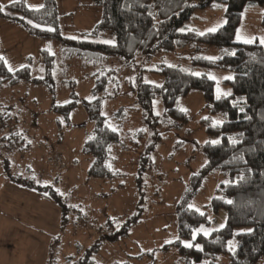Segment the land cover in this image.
Here are the masks:
<instances>
[{
  "label": "rangeland",
  "instance_id": "rangeland-1",
  "mask_svg": "<svg viewBox=\"0 0 264 264\" xmlns=\"http://www.w3.org/2000/svg\"><path fill=\"white\" fill-rule=\"evenodd\" d=\"M19 1L0 0V6L5 10ZM55 1L63 38L87 39L86 34L102 19V9L90 1ZM46 2L25 0L30 9H40ZM225 11L226 6L220 2L197 9L182 31L206 34L211 28L218 30L225 24ZM238 32L252 42L237 41L235 37V43L264 45V5L246 7ZM92 40L115 43L110 31L100 32ZM43 51L54 56L52 91L34 82L46 78ZM0 56L11 72L26 66L32 72L30 82L0 90V264H48L50 259L63 264L68 259L78 260L99 239L102 245L93 257L96 264H153L154 259L156 264H183L176 248L167 252L160 249L179 240L176 207L191 176L199 174L207 162L202 146L214 139L207 135L201 121L209 112L201 91H192L177 102L176 108L188 113V121L184 122L167 115L161 98L154 100L149 113L133 90L140 83L162 86L165 78L155 71L166 65L180 66L193 75L199 73L196 76H214L211 80L216 83V99L218 87L232 95L224 78L234 79L233 72L198 67L191 62L195 57L217 60L223 56L222 50L211 46L179 49L126 64L119 58L96 51L80 52L59 40L31 35L0 17ZM97 73H112L116 78V84L103 94L102 114L109 128L121 136L112 147L109 162L115 176L106 180L89 177L93 157L83 153L95 129L85 104L97 97L93 78ZM75 97L78 107L68 118L54 110V106L66 105ZM212 120L221 124L224 117L218 114ZM141 132L143 138H139ZM152 146L154 150L147 157ZM25 181L54 187L65 209L24 186ZM226 182L227 178L219 173L209 175L190 200L191 209L209 213L211 220L196 230L195 237L203 234L199 231L202 228L210 235L225 226L226 212L214 214L209 205L219 186ZM137 213L140 221L126 238L105 240L122 230ZM250 230L238 229L235 234ZM184 243L193 245L192 240ZM230 244L235 249L238 240L233 238ZM218 264L229 261L222 256ZM258 264H264V258Z\"/></svg>",
  "mask_w": 264,
  "mask_h": 264
},
{
  "label": "trees",
  "instance_id": "trees-1",
  "mask_svg": "<svg viewBox=\"0 0 264 264\" xmlns=\"http://www.w3.org/2000/svg\"><path fill=\"white\" fill-rule=\"evenodd\" d=\"M102 9V19L88 34L87 39L73 40L61 35L60 19L55 0H47L44 7L30 9L25 0L8 5L0 17L24 28L29 34L47 39L59 40L64 46L80 52L96 51L108 57L119 58L126 64H134L139 59L148 60L158 53H173L179 49L216 47L223 56L217 60L204 57L191 59L194 66L215 68L234 73L233 80L225 81L233 94L215 98V81L207 76H196L180 66H166L155 72L162 74V86L140 83L137 90L139 104L149 113L155 99L161 98L166 113L174 119L188 121V113L176 108L177 102L192 91H201L209 116L201 121L207 135L218 143L207 142L202 146L207 162L199 174L190 178V184L183 199L176 207L179 240L164 245L160 250L167 252L177 249L183 264H218L225 256L229 264H258L264 258V45L237 44L235 37L241 24L243 13L250 4L264 5V0H87ZM226 6V23L216 32L199 34L194 30L182 31L197 9H207L215 3ZM52 28L54 31H47ZM110 31L115 43L94 41L100 32ZM91 39V40H90ZM234 51V55L231 52ZM46 78L36 79V84H44L52 91L54 56L43 51ZM96 85L94 100L85 104L89 117L95 122V129L83 146V153L93 157L89 168L90 178L106 180L115 172L109 167L112 147L121 141L118 132L107 125L102 114L103 94L110 85L116 84L112 73L93 75ZM32 80L31 67L26 66L16 72L7 68L0 60V90ZM117 88V87H116ZM78 107L75 97L54 110L69 117ZM243 109V111H241ZM221 114L224 121L214 124L213 117ZM144 133L139 134L143 138ZM154 146L147 152L150 156ZM219 173L227 178L217 189L211 200L212 213L226 212V224L210 235H193L203 225H209L210 214L193 210L190 200L203 185L209 175ZM12 179V177H11ZM16 180V179H15ZM22 180H19L21 182ZM24 186L50 200L58 202L65 209L61 196L52 186L34 185L25 181ZM232 201L231 204L227 201ZM140 221L136 214L119 232L106 236L105 240L116 241L126 238L131 227ZM249 228V232L238 235L236 230ZM236 238L238 245L229 250L230 241ZM99 239L78 260L68 259L63 264H96L93 260L102 245ZM193 241V247H184L183 242ZM197 245L199 248H197ZM154 257V253H152ZM48 264H57L52 259ZM120 264H130L127 262ZM153 264H156L154 259Z\"/></svg>",
  "mask_w": 264,
  "mask_h": 264
},
{
  "label": "snow or ice",
  "instance_id": "snow-or-ice-1",
  "mask_svg": "<svg viewBox=\"0 0 264 264\" xmlns=\"http://www.w3.org/2000/svg\"><path fill=\"white\" fill-rule=\"evenodd\" d=\"M3 11H4V7L3 6H0V12H3ZM225 23H226V21H225ZM47 31H50L51 32V31H54V29L49 28V29H47ZM208 31L214 33V32L217 31V29L216 28H211ZM70 39H74V37H70ZM236 39H237V41L243 40L244 43H251L252 42L251 40L242 38L239 32L236 35ZM104 43H112V42L111 41H104ZM261 43H264V40H262ZM234 54L235 53H232V55H234ZM209 59H214V58H211L210 57ZM0 60H4V57L0 56ZM4 63L7 64V61L4 60ZM9 71H12L11 67H9ZM195 75H199V73H196ZM209 79H215V77L210 75L209 76ZM224 79L231 80V79H233V77L228 76V77H225ZM227 95H231V93H223V92H221V90L219 89V87L217 88V99H220L221 96H227ZM181 110L182 111H185L184 109H181ZM241 111H243V109H241ZM113 131H115V129H113ZM213 143H218V141H214ZM109 167H110V165H109ZM227 203L231 204L232 201L229 200V201H227ZM197 211H199V210L197 209ZM200 214L203 215V213H200ZM220 227L223 228L224 225H221ZM199 231L203 232V234L205 236L209 235V232L206 229H203L202 228ZM193 239H195V234L193 235ZM184 247L191 248V247H193V245L191 243H184ZM197 248H199L198 245H197ZM229 250H232L231 244H230Z\"/></svg>",
  "mask_w": 264,
  "mask_h": 264
}]
</instances>
